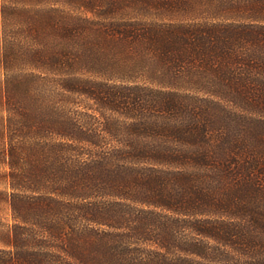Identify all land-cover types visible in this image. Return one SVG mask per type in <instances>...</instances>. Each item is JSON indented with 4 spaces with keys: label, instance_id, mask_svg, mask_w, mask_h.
Listing matches in <instances>:
<instances>
[{
    "label": "trees",
    "instance_id": "obj_1",
    "mask_svg": "<svg viewBox=\"0 0 264 264\" xmlns=\"http://www.w3.org/2000/svg\"><path fill=\"white\" fill-rule=\"evenodd\" d=\"M69 2L0 0V264H264V0Z\"/></svg>",
    "mask_w": 264,
    "mask_h": 264
},
{
    "label": "rangeland",
    "instance_id": "obj_2",
    "mask_svg": "<svg viewBox=\"0 0 264 264\" xmlns=\"http://www.w3.org/2000/svg\"><path fill=\"white\" fill-rule=\"evenodd\" d=\"M18 1V0H17ZM46 1H48L49 2V0H46ZM72 2L73 1H76V3H79V4H81L82 5V7H81V10H82V12L83 11H85V9H84V4H85V2H86V0H71ZM59 2H60V4L61 3H63V4H67V3H69V4H72V6H74V5H78V4H75V3H70L69 2V0H59ZM123 3V5H128L129 4V1H123L122 2ZM129 8L131 7V6H128ZM126 12H130L129 11V9H126ZM164 12V11H163ZM90 15L92 14V13H89ZM164 16H170V17H172V16H174V17H182V16H184V14L183 13H176L175 15H167V13H162ZM1 53H2V50H1V47H0V99L2 98V82H3V71H2V65H1ZM3 185H1V187H2ZM1 216H2V219L4 220V221H6V219H8L9 218V216H8V214H7V210L6 209H4L1 213Z\"/></svg>",
    "mask_w": 264,
    "mask_h": 264
}]
</instances>
